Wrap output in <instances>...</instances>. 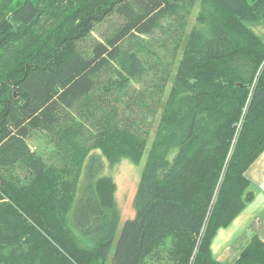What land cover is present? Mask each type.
Wrapping results in <instances>:
<instances>
[{
	"label": "trees",
	"instance_id": "obj_1",
	"mask_svg": "<svg viewBox=\"0 0 264 264\" xmlns=\"http://www.w3.org/2000/svg\"><path fill=\"white\" fill-rule=\"evenodd\" d=\"M260 22L264 0H0V264H219L211 241L251 201L245 172L264 154ZM158 32L154 53L143 38ZM109 64L122 111L93 94ZM144 156L118 232L104 164ZM235 264H264V241Z\"/></svg>",
	"mask_w": 264,
	"mask_h": 264
},
{
	"label": "rangeland",
	"instance_id": "obj_2",
	"mask_svg": "<svg viewBox=\"0 0 264 264\" xmlns=\"http://www.w3.org/2000/svg\"><path fill=\"white\" fill-rule=\"evenodd\" d=\"M118 25L115 17L109 18L106 22L94 28L92 34L87 40L80 42V47L83 52L88 53L94 45L95 41L104 40ZM249 28L256 33L264 43V22L253 23L248 25ZM145 44H150L151 51L157 53L160 50L161 43L164 36L158 32L143 38ZM151 64H153L151 62ZM152 67H147V70L135 81L132 82L133 87L141 91L151 81H156L154 75L157 72L149 71ZM154 78V79H152ZM93 94L95 97L106 107L117 108L122 111L123 97L119 95L115 89L117 78L115 74V67L109 64L99 75L93 77ZM28 144L33 151L40 153H48L51 150V145L47 144L44 137L40 133H35L29 140ZM145 156L139 165H134L126 159H120L113 165L104 164L103 176L110 177L115 184V205L116 210L120 216V223L118 232L123 223L133 217L134 211L132 208V201L135 195L137 184L140 179L141 171L143 168ZM118 237V233L116 239ZM115 243V241H114ZM114 245L111 248L110 254L113 253ZM111 258L107 262L110 264Z\"/></svg>",
	"mask_w": 264,
	"mask_h": 264
},
{
	"label": "crops",
	"instance_id": "obj_3",
	"mask_svg": "<svg viewBox=\"0 0 264 264\" xmlns=\"http://www.w3.org/2000/svg\"><path fill=\"white\" fill-rule=\"evenodd\" d=\"M245 178L251 201L229 226L218 229L211 241L212 257L219 264H235L252 236L264 241V154L249 166Z\"/></svg>",
	"mask_w": 264,
	"mask_h": 264
}]
</instances>
